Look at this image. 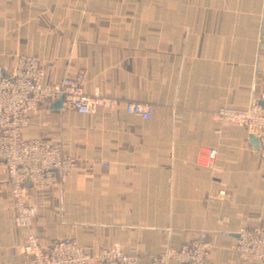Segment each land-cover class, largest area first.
Wrapping results in <instances>:
<instances>
[{
	"label": "crops",
	"instance_id": "crops-1",
	"mask_svg": "<svg viewBox=\"0 0 264 264\" xmlns=\"http://www.w3.org/2000/svg\"><path fill=\"white\" fill-rule=\"evenodd\" d=\"M22 54L44 65V84L81 73L86 92L118 105L86 114L45 101L33 113L22 136L60 142L76 166L64 183L28 187V228L0 165V264L21 263L29 233L76 238L90 255L136 246L151 264L198 231L210 264H264L232 249L238 227L264 228V158L246 127L216 135L212 116L264 93V0H0L5 74ZM126 101L152 104V117ZM203 146L217 148L215 170L195 163Z\"/></svg>",
	"mask_w": 264,
	"mask_h": 264
},
{
	"label": "built area",
	"instance_id": "built-area-1",
	"mask_svg": "<svg viewBox=\"0 0 264 264\" xmlns=\"http://www.w3.org/2000/svg\"><path fill=\"white\" fill-rule=\"evenodd\" d=\"M45 67L34 56L22 54L10 74L0 67V165L6 168L7 183L13 200L14 222L30 228L33 225L34 207L24 200L28 187H47L64 183L76 166V160L66 154L58 141L41 137L26 139L23 130L42 102L61 100L78 113H94L98 110H114L118 101L105 97L98 90L85 91L82 75H64L54 84L43 83ZM264 93L251 96L245 108L220 107L212 112L214 130L220 135L225 123L246 127L249 134L259 140L258 153L264 158ZM127 114L139 115L144 120L152 117L153 105L126 101ZM241 148L252 147L243 141ZM217 148H199L195 163L207 170H215ZM106 164V163H103ZM220 194H223L220 192ZM232 249L239 258L247 262L264 263V228L240 226ZM223 236L226 231L221 232ZM210 241L207 231H198L188 242L178 247H167L151 257V264H210ZM136 246L128 252L118 249L104 250L97 255L88 254L79 241L72 237L55 239L49 245L39 242L36 235L29 233L22 250L20 264H139Z\"/></svg>",
	"mask_w": 264,
	"mask_h": 264
},
{
	"label": "water",
	"instance_id": "water-1",
	"mask_svg": "<svg viewBox=\"0 0 264 264\" xmlns=\"http://www.w3.org/2000/svg\"><path fill=\"white\" fill-rule=\"evenodd\" d=\"M248 139H249L250 144L253 147L259 149V140H258V138L256 136L250 134Z\"/></svg>",
	"mask_w": 264,
	"mask_h": 264
}]
</instances>
